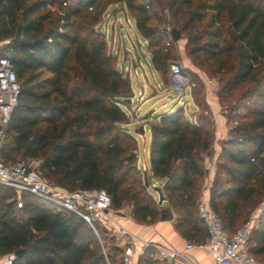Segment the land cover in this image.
<instances>
[{
  "label": "trees",
  "instance_id": "trees-1",
  "mask_svg": "<svg viewBox=\"0 0 264 264\" xmlns=\"http://www.w3.org/2000/svg\"><path fill=\"white\" fill-rule=\"evenodd\" d=\"M113 4L133 19L149 64L164 83L176 41L151 22L152 7L165 8L172 26L186 36L189 59L219 76L218 98L247 84L225 114L230 137L221 142L208 194V205L232 234L264 200V0H0V41L8 40L3 53L19 83L0 158L40 159L38 169L50 182L67 190L102 189L111 209L129 205L139 224L160 220L167 208L186 241L205 240L197 203L205 179L202 155L214 130L203 82L183 70L193 83L198 113L192 120L179 107L157 115L149 124L151 176L140 171L137 141L127 129L130 80L96 28ZM151 178L160 182L165 207L149 191ZM15 196L0 185V256L22 250L12 264H125L105 228L95 232L75 213L54 212L51 203L28 193L17 208ZM248 250L264 259V208L250 230ZM136 264L166 261L145 247Z\"/></svg>",
  "mask_w": 264,
  "mask_h": 264
},
{
  "label": "built area",
  "instance_id": "built-area-1",
  "mask_svg": "<svg viewBox=\"0 0 264 264\" xmlns=\"http://www.w3.org/2000/svg\"><path fill=\"white\" fill-rule=\"evenodd\" d=\"M8 40L0 41V142L10 113L14 108L19 93V83L13 69L10 58L3 53ZM165 89L174 94L190 91L193 83L189 76L183 72L178 61L169 64V77L164 83ZM159 88V85H157ZM211 93L216 90L212 88ZM41 160L20 159L14 163L4 162L0 158V185L10 187L16 192V207L21 208L22 194L28 193L38 197L54 206V212L61 209L69 210L82 218L91 229L96 232V227H103L108 231L115 241L128 240L132 237L129 231L113 220L110 196L102 189L76 188L67 190L60 187L41 175L38 166ZM198 217L202 220L206 238L203 242L187 241L183 250H177L164 245L142 241V253L145 247H151L154 257L158 260L168 261L182 257L188 264H193L186 257V252L192 248L207 250L212 258L213 264H258V260L249 252L248 241L250 230L255 223L252 216L239 225L232 234L225 229L220 216L213 211L208 202L200 197L197 203ZM110 225V226H109ZM130 242L128 241V245ZM131 245V244H130ZM122 253V260L130 264L137 257L133 247ZM15 252L0 256V264H12ZM264 264V261H263Z\"/></svg>",
  "mask_w": 264,
  "mask_h": 264
},
{
  "label": "crops",
  "instance_id": "crops-1",
  "mask_svg": "<svg viewBox=\"0 0 264 264\" xmlns=\"http://www.w3.org/2000/svg\"><path fill=\"white\" fill-rule=\"evenodd\" d=\"M115 7L116 6H113L111 8V11H113ZM111 11L108 12V15L111 14ZM123 12L126 13L125 9H123ZM138 42L146 46V41L143 43L138 40ZM123 59L125 62L127 61L126 63L128 64L127 65L123 64L122 68L127 69V66H129L130 63H132L133 66H136L135 59L132 60L130 56H127L125 58L124 55ZM137 64H140L139 59H137ZM149 68L156 73L160 81L155 83V86L150 85L149 91L146 90L145 86H140V89L137 92L138 94L137 97H135V93L131 86L133 91V96L131 97L130 102L134 106L132 109L133 113H131L130 115L128 114L130 117V122L127 124V129L136 139L137 148H138V139L140 138L143 140L144 144L142 147V152H144V154L147 156V159L144 161L143 164L140 165L138 163L139 154L138 151H136L137 167L138 169H140V171L146 172L149 176H151L149 170V142H150L149 124L151 121H153V119L157 115L167 111H171L173 110V108L170 106L167 109V111L165 110L161 112L159 111L158 108L160 106H165V102L159 104L158 106L156 105L158 100L161 98V93L163 92L161 89V84L164 85V82L162 81L161 77L157 74V72L151 67L150 64H149ZM126 71H128V69L125 70V73L128 75V72ZM147 84L149 85L148 81ZM157 85H159V88L157 87ZM164 90L166 89L164 88ZM205 102L208 106V113L210 114L213 130H214V138L211 147L208 150V152L202 155L204 170H205V179L200 193V197H203L208 202L209 187L215 177L216 160L220 153L221 142L230 137L229 136L230 126L224 115V112L221 110V106L211 96V94H208V92H206L205 94ZM181 107H183V109L185 110L186 114L190 119L192 120L195 119L198 113V107L195 105L192 97H191L190 107H188V101H185V103H183ZM140 127H142L143 129L142 133L139 132ZM151 179H152L153 187L160 186L159 185L160 182L158 180H155L153 178ZM164 204H166L165 200L161 203V206ZM263 208H264V202L262 201L253 211V213L255 212L253 215L255 221L261 215ZM109 213L111 214L114 221H116L118 224L126 228L129 231V233L132 235V237L129 238L128 240L126 239H123L121 241L114 240L115 245L120 247L123 250V252L129 250L128 246L131 244L130 246L135 249L136 255L140 254V251L142 249V244H141L142 241L164 245L170 248H175L177 250H183L184 245L187 242L174 228V214L172 215V218L169 220H158L152 224H139L132 219L129 205H125L123 208H121L118 211L112 209L111 211H109ZM128 241L130 242L129 245H128ZM186 254L188 260H190L193 264H213V258L211 254L205 249L192 248L188 250ZM168 261L171 262L170 264H188L187 261L184 260L182 257H177L175 259ZM263 261L264 259L258 260V264H263ZM130 264H136V256Z\"/></svg>",
  "mask_w": 264,
  "mask_h": 264
},
{
  "label": "rangeland",
  "instance_id": "rangeland-1",
  "mask_svg": "<svg viewBox=\"0 0 264 264\" xmlns=\"http://www.w3.org/2000/svg\"><path fill=\"white\" fill-rule=\"evenodd\" d=\"M113 6L116 7L113 9V11H111V8ZM153 6L155 5L153 4ZM123 9L124 6H122L121 4H113L108 7V9L102 14L99 23L96 25V28L103 33L107 42L108 50L115 57L116 66L119 70H121L123 64H128L126 63L127 61L125 62L123 59L124 55L125 58L127 56H130L132 60L135 59L136 66H133L132 63H130V65L127 66L128 71L126 72H128V77L130 79L131 86L135 93V97H137V92L140 89V86H145L146 90L149 91L150 85L155 86V83L159 82L160 80L156 73L149 68V51L147 49V46H144L138 42V40L143 43L145 41L137 34L133 19L128 13H124ZM109 11H111L110 15H108ZM153 11L155 12V14L153 15V19L151 22L165 29L169 35V31L173 26L168 11L162 7H156V9L152 7L151 12ZM185 42L186 36L181 35L180 38L173 43V51L176 54V58L174 60L178 61L181 64L183 70H186L190 73L189 75H191V78H199L201 82H203L204 97L206 92H208V94H211V96L221 106V110L224 112V115L229 114L231 112L230 108L233 105L238 104L239 98L243 90L247 87V84H243L241 86L236 87L231 93L223 95L221 99L218 98V92L221 87L219 76H209L205 73L203 68L195 65L186 54ZM137 59L140 60V64H137ZM127 69L122 68V73L126 74L125 70ZM147 81L149 85L147 84ZM164 88L165 86L161 84V89L163 92L161 93V98L156 104L158 106L159 104L165 102V106H160L158 108L160 112L163 110L167 111L170 106L173 109L179 108L182 106L183 103H185V101H188V107L191 106V94L188 90H185L184 93L174 94L171 91L164 90ZM212 88L216 90L215 94L211 93L210 90ZM133 106L134 105H132L129 101L128 107L125 108L126 112L129 115L133 113ZM143 144V140L139 138L137 151L139 154L138 163L140 165L143 164L144 161L147 159V156L144 154V152H142ZM152 186V183H150L149 191L155 202L158 203L157 192L152 189ZM165 206L166 204L162 205V207ZM254 213L250 214L247 219L252 217ZM105 238L110 240L108 236H106ZM170 263V261H166V264Z\"/></svg>",
  "mask_w": 264,
  "mask_h": 264
},
{
  "label": "water",
  "instance_id": "water-1",
  "mask_svg": "<svg viewBox=\"0 0 264 264\" xmlns=\"http://www.w3.org/2000/svg\"><path fill=\"white\" fill-rule=\"evenodd\" d=\"M170 36H171V39L173 41H177L179 38H180V32L175 28V27H172L170 29ZM130 101V99H129ZM1 125H0V130H1ZM140 133L143 132V129L142 127H140V130H139ZM144 182L145 184H147V180L144 178ZM153 190H155L157 192V195H158V204L161 205V203L164 201V197L161 193V189L160 187L158 186H154L153 187ZM172 211L167 209V208H162L161 211H160V220H169L172 218ZM22 253V250H17L15 251V255L16 257L19 256L20 254Z\"/></svg>",
  "mask_w": 264,
  "mask_h": 264
}]
</instances>
